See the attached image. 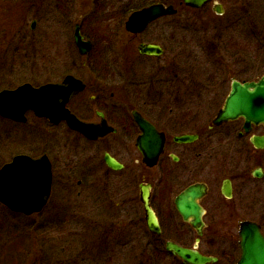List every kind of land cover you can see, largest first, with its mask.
I'll return each mask as SVG.
<instances>
[{
	"label": "flooded vegetation",
	"instance_id": "af4514ba",
	"mask_svg": "<svg viewBox=\"0 0 264 264\" xmlns=\"http://www.w3.org/2000/svg\"><path fill=\"white\" fill-rule=\"evenodd\" d=\"M76 1L60 0V6ZM93 1L123 4L110 14L128 15L123 29L106 31L107 49L85 36L81 24L74 25L79 55L97 54L74 61L72 69L64 65L58 81L72 76L84 85L70 95L64 111L83 126L75 129L68 116L55 124L34 111L24 122L0 115L15 128L10 145L30 118L45 140L52 131L46 127L62 129V189L69 187L66 194L76 199L63 211V222L80 221L78 236L91 245L94 264H113L119 256L142 264H193L166 248L168 243L215 258L205 264H239L243 224L256 225L264 236V123H247L243 116L216 121L234 82H258L264 75L242 46L245 37L264 35L256 24L264 0ZM130 2L141 6L131 9ZM154 5L170 11L132 32L126 23L133 12ZM243 19L251 20L249 28L241 27ZM179 21L188 28H180ZM77 27L89 43L85 53L76 42ZM181 31L188 42L183 59ZM144 45L154 49L143 52ZM39 131L32 126L23 136ZM34 149L12 147L6 163L19 154L48 156L54 175L49 151L35 155ZM191 187L195 193L189 199L201 211L199 226L177 206ZM147 207L155 230L148 228Z\"/></svg>",
	"mask_w": 264,
	"mask_h": 264
},
{
	"label": "rangeland",
	"instance_id": "374dc122",
	"mask_svg": "<svg viewBox=\"0 0 264 264\" xmlns=\"http://www.w3.org/2000/svg\"><path fill=\"white\" fill-rule=\"evenodd\" d=\"M27 2L0 0V90L14 88L25 82L36 85L61 80L64 65L72 69L74 61L91 59L97 54L94 50L91 55H79L73 38L76 23L81 24L85 36L107 49L109 36L106 33L113 28L123 29L128 15V11L120 17L110 14L124 6L120 3L109 5L100 1L77 0L61 7L60 0H38L34 4ZM129 6L132 9L141 5L130 2ZM257 17L258 30H262L264 15ZM33 23L36 27L31 28ZM181 23L183 21H179L180 28H188ZM242 24L241 27L249 28L252 23L250 19H243ZM186 40L187 33L181 31L179 49L182 51H179V59L186 58ZM244 40L243 48L254 56L255 71L259 75L264 74V35L260 34L259 38L245 37ZM235 43L233 40L227 41L229 46ZM109 53L106 54L107 58ZM31 120L25 127H19L17 143L10 145L15 128L0 118V157H5L0 158V167L12 158V147L19 146V150L24 149L26 152L31 145L35 149L30 152L35 155L44 149L49 151L55 166L51 200L43 212L31 216L12 212L0 205V264H94L96 261L91 245L85 240L81 242L78 236L80 221H77V217L72 220L68 217L69 221L63 222V211L69 203L70 206L74 205L76 199L73 194H66L69 187L65 191L62 189V129L46 127L47 133L48 130L52 131L45 140L36 123ZM28 126H34L40 133L32 132L23 136L30 128ZM90 213L85 212L89 216ZM142 263V260L123 256L113 259V264Z\"/></svg>",
	"mask_w": 264,
	"mask_h": 264
},
{
	"label": "water",
	"instance_id": "95a60500",
	"mask_svg": "<svg viewBox=\"0 0 264 264\" xmlns=\"http://www.w3.org/2000/svg\"><path fill=\"white\" fill-rule=\"evenodd\" d=\"M186 1L190 2L191 0ZM169 11L164 5H154L133 12L126 23L127 27L132 32L140 31L151 19ZM34 26L33 23L31 28ZM75 38L82 52H87L89 43L83 41L79 27L76 29ZM151 49L154 48L148 45L141 46L143 52H149ZM79 83V80L67 76L63 82L47 83L40 87L25 83L15 89H4L0 91V114L16 121H25L28 110H33L38 116H46L54 123H58L64 116H68L67 119L72 127L81 128L83 124L80 121L64 112L70 95L84 87ZM230 90L216 122L243 116L247 123L250 121L264 123V75L258 82L244 84L234 82ZM106 160L108 165L119 168V165L112 159L107 158ZM51 170L52 164L46 156L41 158H33L24 154L16 156L0 169V202L14 212L26 215L40 212L47 204L51 194L53 180ZM194 193L192 187L187 189L182 194V199L178 201L177 206L185 219L194 215L195 226H199L201 211L195 205V201L192 202L189 199ZM147 212L148 228L155 230L157 227L155 217L148 207ZM259 232L256 225L243 224L242 242L240 243L242 244V257L239 264H264V236ZM166 248L188 263L205 264L215 260V258L205 257L196 251L174 243H168Z\"/></svg>",
	"mask_w": 264,
	"mask_h": 264
}]
</instances>
